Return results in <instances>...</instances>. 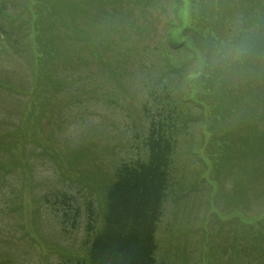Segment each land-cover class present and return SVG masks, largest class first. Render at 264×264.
Listing matches in <instances>:
<instances>
[{
  "label": "rangeland",
  "instance_id": "rangeland-1",
  "mask_svg": "<svg viewBox=\"0 0 264 264\" xmlns=\"http://www.w3.org/2000/svg\"><path fill=\"white\" fill-rule=\"evenodd\" d=\"M135 1L123 6V22L118 14L110 27L108 67L92 61L60 73L73 87L56 95L41 121L30 111L29 129L19 133L34 90L33 53L21 23L32 0H0V264H76L87 249L89 200L98 208L119 165L147 158L144 113L160 54L189 53L184 42L166 48L173 0H150L155 6L142 8ZM129 15L142 37L127 27ZM171 43L179 42L174 36ZM182 90L189 98V88ZM191 102L192 116L182 124L172 157L155 256L161 264H208V258L212 264H264V252L245 253V236L264 237V163L254 160L247 183L245 133L234 134L232 152L217 162L206 129L223 125L209 121L206 105L191 109ZM36 125L35 133L30 128Z\"/></svg>",
  "mask_w": 264,
  "mask_h": 264
},
{
  "label": "trees",
  "instance_id": "trees-1",
  "mask_svg": "<svg viewBox=\"0 0 264 264\" xmlns=\"http://www.w3.org/2000/svg\"><path fill=\"white\" fill-rule=\"evenodd\" d=\"M127 1L28 3L21 23L27 26L33 53L34 90H30V108L16 132L29 129L30 111L36 123L41 121L56 105V95L73 87L67 78L59 77L60 73L69 69L77 72L92 61L108 67L106 64L113 60L106 59L113 52L108 38L110 27L118 14L116 21L123 22L120 17ZM134 5L153 7L155 3L136 0ZM171 9L166 48L173 50L184 42L189 58L160 54L159 72L154 88L148 91L144 113L148 121L143 143L147 158L119 165L104 195L98 198V208L89 200L87 249L76 264H161L155 256V236L167 201L177 137L182 136L186 127L182 124L192 116L186 107L191 92V109L201 110V104L206 105L213 118L209 121L223 125L217 130L211 125L212 132L208 125L206 129L209 140L213 135L211 156L217 162L232 152L234 134L245 133L247 183L248 173L256 165L254 160L264 163V0H173ZM135 20L129 15L127 27L136 28L135 35L142 37ZM174 36L178 44L171 43ZM83 60L87 62L80 64ZM188 61H195L194 70H187ZM186 88L189 98L182 90ZM30 129L36 133L39 128L36 125ZM245 238V253L252 250L262 255L264 237H251L250 241ZM206 261L212 264L210 258Z\"/></svg>",
  "mask_w": 264,
  "mask_h": 264
}]
</instances>
